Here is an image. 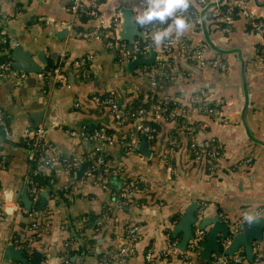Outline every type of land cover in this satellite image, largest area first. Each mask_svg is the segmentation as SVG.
Masks as SVG:
<instances>
[{
	"label": "crops",
	"instance_id": "1",
	"mask_svg": "<svg viewBox=\"0 0 264 264\" xmlns=\"http://www.w3.org/2000/svg\"><path fill=\"white\" fill-rule=\"evenodd\" d=\"M70 2L0 0V32L8 41L9 57L13 43H17L29 53L35 64H40L39 58L44 60L40 64L41 70L46 64L54 65L63 78L58 82L54 77L38 80L30 75L21 85L0 79V114L10 131L8 139L0 138V205L6 199L7 206L0 222V260L1 247L9 244L13 231L20 239L30 233L26 225L19 224L25 210L20 195L23 191L27 193L24 181L29 158V149L21 143L19 131L23 127L42 124L48 126L44 139L51 148L46 150L51 163L44 173L52 176L53 189L70 190L67 206L55 204L52 198L46 199L44 191L40 190L37 196V201L39 196L43 197L42 206L46 204L41 215L46 209L49 213L45 215L44 228L40 227L39 238L32 246L38 245L42 250L40 258L46 257L45 264H59L63 244L73 239L64 226L59 228L62 220L67 218L72 219L73 230L85 227L81 235L93 239L90 253L78 252L70 258L75 264H116L98 260L94 252L105 251L116 244L119 237L116 223L121 218L127 219L129 225H138V240L128 263L178 264L180 254L176 251L169 252L171 261L160 256L168 252L173 221L188 202L205 201L204 218L220 214L231 225L244 220L245 212L264 208V61L257 54L258 36L247 27L244 14L249 11L254 18L264 22V0H242L244 8L233 19L227 33H222L217 24L203 14L196 0H189L194 15L190 19L184 18L188 27L179 36L175 31L172 33L173 38L190 47H201L205 60L219 59L226 66L224 71H219L186 60L191 67L187 68L180 62L184 59L182 55L173 50L169 62L174 75L159 78L156 86L163 95H171L179 105L186 103L187 98L193 99L201 94L217 106L211 114H198L195 107L185 111L188 120L194 121L193 137L197 144L206 146L214 142L220 149L212 169L207 168V161L194 159L188 154V137L182 131L174 130L171 122L162 123L152 142L145 140L146 149H139V135L133 150L124 152L116 142L117 136L128 134L130 127L113 124L106 110L96 109L91 96L114 89L135 96L138 91L148 89L147 76L137 74V68L132 75L123 70L127 62L114 59L118 50L116 43L107 47L102 39H77L70 37L68 31L60 33L64 23H71L75 29L106 28L110 26L112 16L119 15V9L125 6L134 10V20L145 6V0H96L95 14L83 23L70 12ZM78 2L80 5L89 3L88 0ZM119 26L120 18L115 33ZM137 28L143 31L145 27L137 25ZM137 39L135 37L133 41ZM151 52L153 60L163 58L159 50ZM151 52L142 58H147ZM87 54L91 55V60L82 75L75 61ZM121 102L124 104L123 100ZM75 103L79 106H74ZM97 125L113 131V145L78 141L66 133L67 129L90 130ZM97 149L106 155L107 166L118 170L117 175L107 180L100 178V172L83 177L84 170L89 167L87 162L96 166V157L92 158ZM142 150L147 151V155ZM73 156L80 160L72 162ZM167 164L173 170L169 177L165 174ZM94 177L100 178V183ZM126 180H134L137 184L131 194L137 202L132 203L126 212L115 205L113 221L101 225L99 230H102L93 233V227L103 221L102 208L110 205L111 192L118 190ZM12 202L19 204L22 210L13 209ZM209 226L206 225L204 230ZM179 237L180 233H177L176 242ZM217 240H222L219 234ZM148 250L153 256L151 261L145 259ZM253 250L264 256V227L261 241L252 243ZM236 251L243 252V249L239 246ZM200 252L201 248L188 253L187 263L206 264ZM214 255L211 252L209 258Z\"/></svg>",
	"mask_w": 264,
	"mask_h": 264
},
{
	"label": "built area",
	"instance_id": "2",
	"mask_svg": "<svg viewBox=\"0 0 264 264\" xmlns=\"http://www.w3.org/2000/svg\"><path fill=\"white\" fill-rule=\"evenodd\" d=\"M226 1L228 4H234L236 7L239 8V11L241 12L243 10V2L242 0H196V3L200 6L203 14H208V16L211 19H217L221 22H223V26L219 28V30L222 33L229 32V29L232 25L233 19L231 18V11L229 9H225V13L220 15V9L219 5L220 3ZM90 6L92 7L90 11L85 10L82 5L78 2V0H71L69 5V10L72 14H76L77 12H84L94 15L95 14V7H96V0H88ZM245 18L247 22L250 24V31L253 32L258 36L259 39V48L258 52L260 55V59L264 58V41H263V35L264 32V22L261 20H254V16L249 11H244ZM177 15H180L182 17L188 16V18H192L194 13L192 10L187 8L186 11L179 12ZM256 19V18H255ZM110 25L113 26V38L116 41L118 46L117 50V56L121 60H124L125 62H128L132 59H134L136 56H140L141 58L147 55L149 52L153 50H161L165 52V54H171L173 50H177L182 57L185 60H189L194 62L199 67L209 66L211 68L217 69L219 71H224L226 66L225 63L219 59H212V60H205L204 58V52L201 47H190L189 45H186L182 43V41H178L175 38H168L166 39L163 44L156 46L154 45L153 41L150 40V42L139 46L136 41H133L131 43L130 49L127 48L126 43L119 40L116 33L115 28L118 26L119 23V15L114 14L110 20ZM171 20L167 21L165 24L170 22ZM163 24V25H165ZM163 25L153 22L152 24H149L147 26H144L143 29L144 36L146 34V30H152L153 33L161 29ZM61 27H63L66 31L69 32V36L72 38L77 39H101L103 37V33L101 30H99L96 27L92 28H86V29H75L71 23H64L61 24ZM106 34V33H105ZM107 35V34H106ZM143 36V37H144ZM5 42V38L3 37V33L0 32V44ZM115 43L112 41H106L105 46L109 47L111 45H114ZM91 60V55L87 54L83 57L79 58L75 61V64L80 67L82 75L85 74V68L88 64V62ZM135 68L136 73L139 75H145L148 78V84L151 87H156L159 83V78H164L165 76L172 77L174 75V71L171 68V63L168 61H161L156 62L154 65H151L149 67H146V65L141 64L137 65ZM34 76L38 80H42L47 77L55 78L56 81L62 82L63 78L62 76L57 72V68H53L52 70H40L38 72H26L23 70H17L14 69L11 66V61H3L0 62V79L3 80H9L12 81L13 84L21 85L24 83L26 78L28 76ZM200 97L194 96L193 100L197 103L200 102ZM91 102L95 105L96 109L101 111V107H105L107 109V113L111 118V121L113 124L119 126L125 119H129V132L127 134V139L121 140L117 142L119 146L123 149L124 152H129L133 150L135 144L137 143V139L139 135H142L145 140L150 141L153 137V133L155 132L154 127L150 126L149 124L145 123V119L152 118V119H159L160 118V112H166V114L170 118H174L177 115H180L181 118L185 120V122L182 125V128L185 131V135L188 137L189 145L187 148L188 154L191 156L193 154L194 159L197 160H205L208 163L207 168L212 169V165L215 161V158L218 156V151L215 147H210L208 150L205 151L201 145L197 144L196 140L193 137L195 125L191 123L190 120H188L187 114L183 110H176L175 108L167 109L165 106L166 101L165 100H159L157 102V105L153 107V111H144L142 108H139L133 112H131L129 115H127L122 108L119 106V102H117L113 97L110 95L105 96L104 98H99L95 94L91 96ZM163 103V104H160ZM74 106L78 107L79 104L75 103ZM203 114H211L215 112L214 108H206L204 109ZM0 123H2V117L0 114ZM48 126L39 124L36 126L31 127H23L19 131V137L21 140V143L26 146L29 149V158L28 162L31 161L34 165V171H42L45 168H47L50 163L51 159L47 156L46 150L51 149L49 144L45 141L44 137L47 133ZM66 133L68 136H70L72 139L78 140V141H86V142H99L104 143L106 145H113L114 141L112 137L109 134H106L105 132L101 130H85V129H79V130H70L67 129ZM10 137V131L7 129L6 126H2V136L0 138L2 139H8ZM203 146V145H202ZM203 151L205 153L203 154ZM55 153V152H53ZM206 155V156H205ZM58 158V157H57ZM77 160H80L79 158L72 157L71 161L76 162ZM249 161V159H247ZM27 162V163H28ZM103 163L101 157H96L95 164L96 166H99ZM28 167L30 166L27 164ZM93 166H89L86 168L83 172V177H87L92 175ZM117 169H110L108 166L104 167L103 172L107 176L117 175ZM173 172L172 167L170 164H167L165 166V174L167 177L171 175ZM106 179V177H104ZM25 184L27 186L28 191V197L31 202L30 205V211L24 210V213H27L28 216H35L39 217L41 216V212L39 210H35L31 208L35 206L37 201V196L39 194V189L36 188L32 180L27 176L25 178ZM124 184V183H123ZM116 191L111 192V196H114L116 192L118 193V196L122 198L118 204L117 207L121 209L123 205L126 204L127 200H124L123 198L127 199L133 191L136 189L137 184L132 187V189L127 188V185H123ZM102 187H104L103 184H101ZM6 199H3L0 205V222L3 219L4 213L7 212V206H5ZM13 206V209H21L22 208L17 204L16 202L11 203ZM11 206V207H12ZM206 202L201 201L198 203L197 208L194 210V215L196 219H199L202 215L203 210L205 209ZM264 211V208H256L252 212V214L257 215ZM221 220L230 226L228 228V233L226 238L222 239L220 244H218L220 254H215L213 257H211L207 264H242L243 255L239 252L235 251L231 255L224 254L223 251L225 248L229 245L231 239L234 235L241 232L244 227L246 226V223L244 220L239 221L235 225H231L227 223L226 219H223L220 214H218ZM102 217H106V214L103 212ZM36 227L35 223H32L29 227V230ZM60 229H63V225H59ZM138 225L137 224H130L129 227L126 228V236L123 239L125 242V245L121 247L118 251L111 252V251H105L103 255L101 256L100 260L105 261L106 259L116 258L117 263L119 264H130L126 260L127 257L131 256L134 251V244L138 240ZM206 231L199 229L196 225H192V239H190L186 247L183 251H179L176 248V241L168 242L167 243V251L178 252L182 258H187L188 253L194 252L199 250L200 242H202L205 238ZM13 238V239H12ZM11 241L9 240L10 244H13L15 248L21 249L22 252L26 251L29 252V247L32 246L33 242L35 241V237L32 235L27 236L26 243L24 245L18 244L17 238H14L11 236ZM118 240H122L120 237H118ZM73 242V239H69L68 241H65L63 244V247H67L69 244ZM258 257V254L256 253V258ZM61 262L59 264H72L71 259L69 257V253L66 250H63L60 255ZM145 259L147 261H151V252L150 250L146 251L145 253ZM46 257L43 256L39 259V262L37 264H45ZM0 264H21L18 261L7 259V260H0Z\"/></svg>",
	"mask_w": 264,
	"mask_h": 264
},
{
	"label": "trees",
	"instance_id": "3",
	"mask_svg": "<svg viewBox=\"0 0 264 264\" xmlns=\"http://www.w3.org/2000/svg\"><path fill=\"white\" fill-rule=\"evenodd\" d=\"M82 7H84L85 10H88L90 11L91 10V6L89 3H82ZM188 8L192 11H194L193 7L191 6L190 2H189V6ZM219 9H220V15L224 14L225 13V9H229L231 11V18L234 19L237 17V14L239 12V8L236 7L234 4H228L226 1L220 3L219 5ZM92 14H89V13H84V12H77L75 14V19L81 23L85 22L86 20H88L89 18L91 19ZM205 16L209 19H211L208 14H205ZM183 18H188V16H184ZM190 19V18H188ZM214 21L215 24H217L218 28H221L224 24L223 22L219 21V20H215V19H211ZM254 20H257V18ZM169 23V22H168ZM167 23V24H168ZM167 24L163 25L162 27H160L161 29H163ZM247 27L250 29V24L249 22L246 23ZM2 29V25H0V30ZM99 30H101V32L103 33V37L101 38L102 40H104V42L106 41H112L114 43L116 42H119V41H116L114 38H113V26L110 25L106 28H98ZM107 35H106V34ZM152 34H153V31L152 30H146V34L143 38H138L137 39V44L139 46H142L148 42H150L151 37H152ZM262 35L264 36V32L262 33ZM174 37L173 35H171L169 38H172ZM100 39V40H101ZM103 42V43H104ZM258 48H259V44L257 45V54H259L258 52ZM9 45H8V41H5L4 43L0 44V62H3V61H8L10 60V57H9ZM4 51V52H2ZM159 54L163 57L161 59H156V60H153L150 64L146 65V67H149L151 65H154L156 62H161V61H172L171 59V55L170 54H165L164 50L163 51H159ZM260 57V55H258ZM114 59L116 61H118V56L115 55ZM261 60L264 61V58H261ZM54 68V65H50V64H46L43 68V70H52ZM134 72V70L132 72H130V75H132ZM166 78H170V77H166ZM163 91L162 90H157L156 87H151L149 86L148 89H142L140 91L137 92V94L135 96H132V94L130 93H127V94H122V92H120V90L118 89H114L113 91H110V92H103V93H94L96 96H98L99 98H104L105 96H108L110 95L111 97H113L117 102H119V106L122 108V110L127 114L129 115L131 112L139 109V108H142L144 111H153V107H155L157 105V102L159 100H165L166 101V104L165 106L167 107V109H172V108H175L176 110H183V111H186L189 107H195L196 110H197V113L198 114H203L205 113L204 112V109L206 108H214L216 109L217 106L214 105V102L211 100V101H208L205 96H202L201 94H199L198 96L201 98L200 99V102L197 103L196 101H194L193 99L191 98H187L188 101H186V103H182V104H178L176 103L174 100H173V97L171 95H163L162 94ZM124 102V104H122V101ZM160 104H163V103H160ZM107 111V109L105 107H101V111ZM129 119H125L120 125V126H129ZM165 122H171L174 126V130H180L182 131V133L185 135V131L184 129L182 128V125L183 123L185 122V120L183 118L180 117V115H177L176 117L174 118H170L166 112H160V118L159 119H152V118H147L145 119V123L146 124H149L150 126L154 127L155 129V132L153 133V137L152 139L149 141V142H152L154 140V137H155V134L157 132V130H159L161 128V125L162 123H165ZM191 123L194 124V121H191ZM7 123L6 121L2 118V123H0V137L2 136V126H6ZM90 130H101L103 132H105L106 134H109L110 136L113 135V131L109 128H101L100 125L96 126L95 128H92ZM175 132V131H173ZM122 134V133H120ZM122 135H124L123 137L120 135L117 136V141L116 142H119L121 140H124V139H127V133H123ZM188 145H189V140L186 144L187 148H188ZM215 147L216 150L218 151V154H220V149L219 147L214 144V142H211L209 144H207L206 146H202L205 151L208 150V148L210 147ZM205 151H203V154L205 153ZM206 156V155H205ZM95 157H101L102 158V161L103 163L99 166H95L92 170V173L97 175V173L100 172L101 176L100 178H103V177H106V180L110 177V176H107L105 175V173L103 172L104 170V167H107V163L105 162V158H106V155L101 153L98 149L97 150H94V157L92 158L93 160L95 159ZM167 157H169V154H167ZM191 157H194L193 154L191 155ZM91 159V160H92ZM28 164L30 165L28 167V170H27V176L32 180V182L35 184L34 186L36 188L39 189V192L41 190L45 192V198L46 199H53V201L55 202V204H58L60 203L61 205L63 206H67L68 203H69V191L68 188H58V189H53V185H54V180L52 179V176L50 174H46L44 173V170L42 171H34V165L31 161L28 162ZM87 165L88 166H92L89 162H87ZM87 166V167H88ZM68 167V166H67ZM71 168V166L69 167ZM96 177H94L95 179ZM100 178H96L95 181L100 183ZM128 180V179H127ZM125 181V183L123 185H127V188H130L132 189V187H134L136 185L135 181L132 180L130 182L128 181ZM136 190V189H135ZM118 193L119 192H116L114 196H110L109 197V201H110V205L109 204H106L103 206V210H102V213L104 212L106 214V217H103V221L102 223H98L97 225H95L93 227V233H96V230L100 229L99 227H101V225L103 226H106L107 224H109L110 222L113 221V217H112V210L115 209V205L117 206L118 202L122 199L118 196ZM27 195H28V191H27ZM124 200H127L126 201V204L123 205L121 207V210H123L122 212H126L129 208V206L132 205V203L134 202H137L136 199H134V196H130L129 198L125 199L123 198ZM46 207V204H44L42 206L41 209H38L35 206H33L31 208L32 209H35V210H39V211H42L44 208ZM125 207V208H124ZM28 212H31L30 209L28 210ZM49 213V209H46V211H44L43 215L39 216V217H35V216H28L27 213H22V217H21V220H19V224H24L26 225L28 228L30 227V225L32 223H35L36 224V227L30 229V233L28 234L29 235H32L35 237V241L39 238V235H40V227L42 226V229L44 228V219L46 218L45 215H48ZM101 213V214H102ZM124 216V213L123 215ZM178 217H176L173 221V223L177 220ZM75 219V218H74ZM73 219V220H74ZM63 222L61 224H63L64 228L69 232V235L72 236L73 238V243L76 242L73 246L72 244H69L67 247H63V250H66L68 253H69V257L71 258L75 253H84V254H88L90 253V249L93 247V239L91 237H86V235L84 236L83 234L81 235L82 232H84V228L85 227H82L81 229H77V228H72L71 226V221L72 219H66V220H62ZM115 223V222H114ZM118 225V234H119V237L122 239V240H117L116 244L113 245L112 247H109L107 250L105 251H111V252H115V251H118L121 247H123L125 245V242L123 241V239L125 238L126 236V228L129 227V222L127 221V219L124 221L122 220V218L120 220L117 221L116 223ZM102 230V229H101ZM99 230V231H101ZM167 234L169 233V230L167 229L166 230ZM13 233V237L14 238H17V241H18V244H21V245H24L26 243V238L27 236L24 238V239H20L17 234L15 233V231L12 232ZM84 236V237H82ZM13 239V238H12ZM11 239V240H12ZM177 238H168V242H172V241H176ZM33 242V243H34ZM221 240L218 242L217 240V243L220 244ZM33 246H30L29 247V252H26V251H23V255L24 257L26 258V264H33ZM105 251H99V252H94L95 256L98 258V260H100L101 256L103 255V253ZM62 252V251H61ZM240 254L243 255V260H242V264H264V256H262L260 253L258 254V257L256 258V253L257 251L253 250L252 252V255H251V260L250 261H247L244 257V252H239ZM130 257V256H129ZM129 257L126 258V260L128 261ZM155 257V256H154ZM161 259H165L166 261H171L172 259V254L169 253V252H165L162 256H160ZM178 257V264H188L187 261L188 258H182L180 255L177 256ZM153 258V256H151V259ZM105 263H112V262H115L116 264H119L117 263V260L116 258H111V259H106L104 261ZM71 263L72 264H75L74 261L71 260ZM150 264V263H149Z\"/></svg>",
	"mask_w": 264,
	"mask_h": 264
},
{
	"label": "water",
	"instance_id": "4",
	"mask_svg": "<svg viewBox=\"0 0 264 264\" xmlns=\"http://www.w3.org/2000/svg\"><path fill=\"white\" fill-rule=\"evenodd\" d=\"M133 11L129 6H125L119 9V18H120V26L119 30L116 33L117 37L121 41H125L127 44V48L130 49L131 43L134 38H143L144 33L137 28L135 21L133 20ZM66 30H61L60 33H65ZM154 54L151 52L147 58H141L139 55L134 59L128 61L126 65L123 67V70L127 73L132 72L137 65H148L153 61ZM11 66L17 70H23L26 72H38L41 70L40 64L44 63V60L39 58L40 64H35L28 52L22 50L21 46L17 43H13L10 52ZM180 62L184 64L187 68H191L188 65V62L185 59H181ZM100 94L101 92H97ZM139 149H146V142L142 135L139 136ZM145 153V151L142 150ZM147 155V151L145 153ZM204 161V160H203ZM20 202L25 210L30 209L31 202L27 193L24 191L20 195ZM43 204V197L39 196L37 201V208L39 209ZM198 203L196 201L188 202L183 210L178 214L177 220L173 223L171 228V237H176L177 233H180V237L176 242V248L179 251H183L186 247L187 242L192 239V225L196 223L199 229L204 230L206 225H210L206 230L205 239L200 242L201 252L200 257L205 260L206 264L209 261V255L211 252L215 254H220V250L217 243V235L219 234L222 239L226 238L228 233L227 224L224 223L219 216L214 215L211 218H204L202 215L199 219H196L194 215V210L197 208ZM264 211L257 214V219L252 224L246 225L245 229L236 235L233 236L229 245L223 251L224 254L231 255L235 252L239 246L242 247L245 259L247 261L251 260L252 255V243L253 241H261L262 238V230L264 227ZM3 250L2 260H15L20 262L21 264H26V258L23 255L21 249H17L13 244H5L1 247ZM35 250L33 251V264H37L42 255V250L39 249V246L36 245ZM60 259V258H59ZM61 259L59 260V263ZM239 264V263H238Z\"/></svg>",
	"mask_w": 264,
	"mask_h": 264
},
{
	"label": "clouds",
	"instance_id": "5",
	"mask_svg": "<svg viewBox=\"0 0 264 264\" xmlns=\"http://www.w3.org/2000/svg\"><path fill=\"white\" fill-rule=\"evenodd\" d=\"M188 6L189 0H145V6L135 15L134 21L136 25L144 27L153 22L163 25L171 20L166 28L158 29L152 34L154 45L159 46L172 35L173 31L179 36L186 30L188 25L185 19L177 13L186 11ZM243 219L252 224L257 216L245 212Z\"/></svg>",
	"mask_w": 264,
	"mask_h": 264
}]
</instances>
